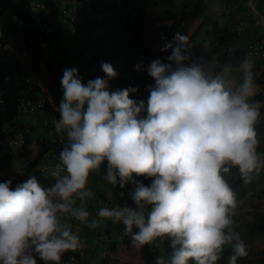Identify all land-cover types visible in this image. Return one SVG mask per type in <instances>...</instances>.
Returning <instances> with one entry per match:
<instances>
[{
    "label": "clouds",
    "instance_id": "1",
    "mask_svg": "<svg viewBox=\"0 0 264 264\" xmlns=\"http://www.w3.org/2000/svg\"><path fill=\"white\" fill-rule=\"evenodd\" d=\"M36 1L44 4L45 12L48 10V0ZM73 1L61 0L57 5L58 28L51 21L46 22L47 29L36 25L31 17L33 35L24 30L28 17L23 15L31 16L23 8L24 0L2 2L7 7L15 5V11L6 9L0 16V31L5 38L30 42L34 57L42 41L56 47V57L46 61V78L58 77L62 67L58 69L59 65L53 62L64 56L60 61L69 67L60 81L63 97L56 102L59 118L54 121L55 131L64 133L66 138L59 163L49 173L54 183L44 188L34 175L14 188L11 180L0 182V264H37V257L44 264H61L63 255L70 251L73 254L66 264L77 263L81 258L74 253L82 256L85 250L82 228L70 224L71 219L93 229L106 219L112 220L122 225L124 235L129 234L141 247L169 239L173 249L170 259L158 256L154 264H217L226 245L232 249L227 264H238L248 252L235 230L238 203L225 174L235 168L247 183L254 173L264 169V154L258 152L260 140L256 131L264 105V72L259 73L254 60L245 53L246 45L260 35L250 11L264 19L256 0H249V5L245 0H234L236 5L244 4L240 8L246 11L236 20L239 22L235 31L241 33L245 22L257 31L253 40L243 44L240 78L226 80L216 73L210 60L204 62L203 55L194 58L197 47L188 35L177 32L172 38L175 43H166L161 49H171L164 58L167 62L156 58L146 67L154 80V84L146 85V104L143 99L130 98V93L137 92L136 87L109 91V80L118 75L110 63L101 62L107 78L98 77L99 71L96 73L95 69H89L93 77L81 78L78 61L67 54V49L73 51L75 44L66 42L65 47H59L50 43L49 35L55 29L61 27L63 32H70L71 26L76 27L69 25L67 16ZM70 9L75 10V5ZM11 15L22 23L11 21ZM6 20L13 26L6 24ZM37 28L46 29L45 39L37 35ZM58 49L64 54L58 53ZM135 68L140 70L141 65ZM255 75L261 82L262 101L255 98ZM142 112H146L144 117L140 116ZM25 121L31 129V122L27 118ZM30 129L24 133H31ZM21 147L10 148L17 151ZM105 161L103 177L113 188L128 189L127 193L116 194L117 199L127 201V206L109 208L102 203L95 210L101 219L90 221L93 210L89 212L87 202L95 194L88 182L92 173L99 175ZM140 177L151 178V183L146 185ZM111 195L114 194L109 191V198ZM131 199L136 207H130ZM118 233L119 230L113 235L120 238ZM96 234L98 256L105 257L113 236L101 230Z\"/></svg>",
    "mask_w": 264,
    "mask_h": 264
},
{
    "label": "trees",
    "instance_id": "2",
    "mask_svg": "<svg viewBox=\"0 0 264 264\" xmlns=\"http://www.w3.org/2000/svg\"><path fill=\"white\" fill-rule=\"evenodd\" d=\"M2 2L3 0L0 2V16L5 14L6 9L15 11V5L7 7L2 4ZM262 2L263 0L258 2L259 7H261L260 4ZM72 5H75V10L77 12L70 9ZM215 6L223 10L228 8V14H223V12L217 10L215 11L213 8ZM70 7L67 10L68 21L71 23L69 25L74 24L77 27V31L75 33L72 31L62 32V35L61 33H56V35H59V40L55 42H53L52 33L49 35V38L51 37L52 39L50 43H55L62 47H65L64 45L66 42H68V44H75L73 51L67 49V54H70L68 56H71L74 60L79 58L76 63L78 72L95 69L99 71L98 77L107 78L106 74L102 71L101 62L110 63L118 75L113 78L109 91H114L118 88L136 87L137 92L130 93V98L134 100H141V93H147L149 95L146 85L154 84L149 82L150 76L146 71V67L149 63L156 58H160L162 61L167 62L164 58L171 53V49L161 51L163 46L169 42L174 44L175 42L172 38L177 32L182 35H187L191 23L199 17H209L207 20L209 26L212 30L216 31L217 36L214 42L208 48L204 49L197 58L203 55L204 62H206L212 55H215L216 73H223L228 66H239L244 58V51L242 48L234 47L233 49L232 47L242 34L228 30V23L233 24V20H231L229 16H232L234 8L232 6H227L224 0H219L218 4H212L210 0H184L181 6L174 10L166 8L163 0H75L71 3ZM162 7V13L152 18L153 22L161 24V28L156 33H153L155 37L161 35V41L159 44L147 47L142 42V20L148 10ZM49 9L50 8H48L46 12L38 14L40 19L43 20V23L51 21L55 13L58 17L57 9L56 11L52 10V12H50ZM219 15L222 16L219 17ZM23 16H25V18L28 17V19H26V26L30 28L33 24V19L28 14ZM5 22L13 26L9 20ZM45 31V28H37L36 33L38 36L45 39ZM198 31V27H196L192 33H189V37H194ZM51 62H53V59ZM7 64L8 63L0 67V93L3 95L12 94L11 91L1 90L6 79H13L15 77V67L13 65L8 66L9 64ZM137 64L141 65L140 70L135 68ZM48 65L47 62L46 66ZM62 94L63 93L57 92L54 94L56 102H60ZM145 115L146 112L140 114L141 117ZM28 116L29 115H25L23 118L21 116L20 118H13V120H11L13 116L9 111H0V170L10 162L12 157L11 154L16 153V151H12L8 144L9 138L12 137L14 133H9L8 130H10V128H13V130L23 128V125L27 123L25 118ZM42 117L43 114L35 116L39 121L38 124L40 127L33 126L30 129L31 132L32 130L41 129ZM43 129L48 130V128ZM256 130L264 134V119L258 122ZM24 135L26 143L30 141L32 143L34 141L31 139L29 132ZM38 156L39 154L32 158V160H29L23 167L21 173L11 180V187L14 188L17 184L26 181L33 175L44 188L54 183L53 177L43 175L44 172L37 170L36 164ZM139 179L146 185L151 183V178L140 177ZM228 183L232 187L235 196L240 197L244 194L248 182L245 183L244 179L239 175L238 177L229 179ZM250 204L256 208H263L264 196H255ZM133 205L136 207L135 203ZM257 220L260 222H253L248 226V232L251 234H254L258 229L264 232V216H258ZM111 225L117 226L119 230L118 234L120 235L119 239H121V241L117 237L110 238V242L107 246V253L104 257L105 260L113 261L116 264H131L130 258L117 254L118 246L122 248L125 253L131 251V247L134 244L133 241V244L131 243V236L129 234L124 235L125 231L122 225L117 223H112ZM133 231L135 232L137 229L134 228ZM96 232H92L95 239L97 238ZM128 237L130 238L128 239ZM97 240V243H99L98 238ZM157 241L159 242L158 246L156 243L143 247L140 246L138 250L140 264H154L158 256H163L165 259L166 256L170 258L173 251L171 241L169 239H164L163 241L158 239ZM263 252L264 250H262V253ZM72 254L73 252L71 251L66 252L62 257L61 264H66L69 256ZM74 255L76 258H82L77 252H75ZM88 255L92 254L89 253ZM86 259L89 262L92 260L91 256ZM37 264H44V262L37 258ZM238 264H264V257L247 256L239 259Z\"/></svg>",
    "mask_w": 264,
    "mask_h": 264
},
{
    "label": "built area",
    "instance_id": "3",
    "mask_svg": "<svg viewBox=\"0 0 264 264\" xmlns=\"http://www.w3.org/2000/svg\"><path fill=\"white\" fill-rule=\"evenodd\" d=\"M245 2L249 5V0H245ZM23 8L31 14L36 25L39 24L47 29L46 23H43V20L38 16L39 13L45 12L44 4L36 0H24ZM250 15L253 17L260 35L256 40L246 45L245 53L247 57L254 60L255 67L259 69L260 73V71L264 72V19L257 17L252 11H250ZM10 18L11 21L22 23V20L18 19L16 15H11ZM71 31L76 32V27L71 26ZM0 33L3 34L0 37L1 58L11 65L13 63L15 67V77L6 79L2 85L1 91H11L12 94L3 95L0 93V111H9L13 118H20L22 114H43L41 128H48V130L35 139L37 145L43 147L42 150L39 149L40 154L37 158L36 168L49 176L50 170L59 163V152L62 150L66 138L64 133L58 134L55 131L54 121L59 118V113L51 81L46 78L48 72L46 61L48 58L56 57L54 56L56 47L42 41L37 56L34 57L30 42L17 41L14 38L7 39L3 31ZM95 72L97 73L98 70ZM78 74L81 78L94 76L90 70L78 72ZM262 87L264 88V82ZM29 129L28 123L18 130L10 128L8 132L14 134L8 140L9 146L11 148L21 147L25 143L24 130L28 131ZM126 203L125 199L120 200L111 195V198L108 196L104 199L103 207L127 206Z\"/></svg>",
    "mask_w": 264,
    "mask_h": 264
},
{
    "label": "rangeland",
    "instance_id": "4",
    "mask_svg": "<svg viewBox=\"0 0 264 264\" xmlns=\"http://www.w3.org/2000/svg\"><path fill=\"white\" fill-rule=\"evenodd\" d=\"M164 1V5L166 8L168 9H177L178 7L181 6L182 2L184 0H163ZM190 1V0H188ZM162 8H153L148 10V12L145 14L143 20H142V25H143V34H142V42L144 45H146L147 47H152L155 44H159L161 41V35L158 37L153 36V33H156L160 28H161V24L155 23L152 21V18L155 17L157 14L162 13ZM220 12V11H219ZM218 12V14H219ZM246 12V11H245ZM212 16V15H210ZM213 17V16H212ZM209 17H203V18H198L197 20L193 21L190 25L189 28V33H192L196 27H198V33L194 36V37H189L190 41L197 47L194 49V58H197L204 49L208 48L216 39L217 33L216 31L212 30L209 26L208 20ZM218 19V18H217ZM220 21V19H219ZM239 21L235 22L234 24H230L228 23V30L229 31H235L238 30V26L237 23ZM242 25V24H241ZM57 26V25H56ZM244 28L240 31L242 36L240 37V40L238 41V39L235 41V43L232 45V47H236V48H242L243 44L241 45L240 41H242L244 44L248 43L249 41L253 40V37L256 36V29L252 26V24L250 22H245L244 23ZM58 28V26H57ZM58 33L62 35L63 30L58 29ZM57 30H55L54 32H56ZM53 32V33H54ZM152 33V35H151ZM189 33L187 34L189 36ZM246 35H249L248 39L246 37ZM255 39V38H254ZM205 45H207L205 47ZM61 54H64V52H61ZM63 58H66L65 56ZM62 58V59H63ZM61 59V60H62ZM79 58H76L75 60L78 61ZM211 61L213 63V65H216V61H215V55H212L209 59L206 60V62ZM59 66H61L62 70L59 71V74L61 73V77H55L52 76L50 77L48 75V78L50 79V81L53 84V88L54 85L59 83L61 81L62 78V74L64 72L65 69H68V64H66L65 62L60 61ZM238 67H230L228 66L223 73H217L222 75L226 80L227 79H231L232 81H236L238 78H240L241 73L238 71ZM54 70V69H53ZM149 82L150 83H154V80L150 77L149 78ZM255 79V83H256V99L262 101L261 98V86H260V81L258 80V76L255 75L254 77ZM112 80H109V85L112 84ZM55 89V88H54ZM141 98L145 101V104L147 102V98H148V94L147 93H141L140 94ZM264 119V105H262L261 107V117L260 120ZM259 120V121H260ZM26 131V130H24ZM257 131V130H256ZM32 133V132H31ZM30 133V135H31ZM263 133L261 132H257V136L258 139L260 140V145L258 147V152L259 153H264V138H263ZM43 148V147H42ZM40 145H37V142L35 141L34 144H31L30 142L25 143L24 146H22L20 149H18L16 151V153L13 154V156L11 157L10 162L3 167L0 170V182L6 181V180H13L14 178H16L22 171L23 167L27 164V162L29 160H32V158H34L41 149ZM240 175V173L238 172L237 169L233 168L231 169V171L227 174H225V179L227 181H229V179L231 178H235L238 177ZM257 195H261L264 196V169H260L257 173H254L252 175L251 180L247 183L246 187H245V192L242 196L240 197H236L237 203H238V207L236 210V215L234 217V222H235V230L237 232H239L241 239L243 240L244 244L246 245L247 248V252L248 255L250 257H258V256H263L264 257V252L262 253V250H264V232L260 231L259 229L256 230V232L254 234H251L250 232H248V226H250L253 222L259 223L260 221L257 220L258 216H264V207L263 208H256L253 207L250 203L253 200V198ZM130 197V196H129ZM134 202L131 199L130 202V207L133 208ZM71 222L73 223L74 226H76V228H81L82 225L80 222L76 221L75 219H71L69 220V223L71 224ZM101 232L103 233H107L110 232V235H112L114 238L115 236L113 235L114 231H107L106 228H102ZM119 239V237H117ZM129 238V237H128ZM121 241V239H119ZM131 241L132 238H131ZM156 245H159V242L156 241L155 242ZM102 245H104V243H102ZM83 248V246H82ZM140 246H137L135 243L132 245L131 247V251L129 253H125L123 251L122 248H120L118 246L117 249V254H119L120 256L126 257V258H130L131 259V264H140L139 262V258H138V250H139ZM81 252H83L85 249H78ZM231 246L230 245H226L223 251V257L220 261L217 262V264H227L228 261V257L231 254ZM89 252H86L82 255L81 259H86L87 257H90V255H88ZM38 258V257H37ZM170 258L166 256V261H168ZM80 260H78V264H80ZM107 261L105 260L103 255H99L97 257V259H94L93 263L94 264H103L106 263ZM75 263V264H77ZM106 264H116L113 261H108V263Z\"/></svg>",
    "mask_w": 264,
    "mask_h": 264
},
{
    "label": "crops",
    "instance_id": "5",
    "mask_svg": "<svg viewBox=\"0 0 264 264\" xmlns=\"http://www.w3.org/2000/svg\"><path fill=\"white\" fill-rule=\"evenodd\" d=\"M60 1L61 0H48L50 12H52V10L56 11V7L60 3ZM218 1L219 0H210V2L212 4H218ZM224 1H225V4L227 6H232L234 8V11H232L233 12L232 16L228 15L229 18L231 20H233L232 22L234 24L235 22H237L236 21L237 19L244 16L245 11L240 8V7H243L244 4L243 5L237 4L236 5V4H234V0H224ZM256 2H257L256 4H257V9L259 10V13L262 16H264V0L260 4L261 7L258 6V2H260V0H256ZM226 9H227L226 14H228L229 9L228 8H226ZM51 19H52L51 22H53L54 26H56L57 24H59V26H60L59 17H57L56 13H55L54 17ZM24 30L26 32H27V30H29L32 35L34 34L31 27L28 28L27 26H25ZM56 33H58V30L52 34L53 42L59 40V35H56ZM25 37H28V36L25 34ZM246 37L248 39H251V38H249V35H246ZM239 40H240V38L238 39V41ZM238 43H240L241 45L244 44L242 41H240ZM56 45H58V44H56ZM58 46L60 47V45H58ZM60 52H61V49H58V53H60ZM60 60L54 61L53 62L54 65H59ZM4 64H6V62H4L2 60L1 53H0V67L3 66ZM58 69H60V66H58ZM57 76L61 77V73L60 74L58 73ZM54 88H55V91L57 93H63L60 82L55 84ZM62 97H63V94H62ZM35 116L36 115H29L27 117V120H29L31 122L32 126L40 127L38 124L39 121L37 120V118H35ZM45 132H46L45 130H41V129L32 130L30 137H31V139L34 140L38 134H42V133L44 134ZM31 144H34V143L32 142ZM106 166H107V162L105 161L101 165L99 175H97L96 173H93L89 178L88 188H90L93 191V193L95 194L94 198L87 202L89 212L91 210H93L92 213L90 212V216H89L90 221L92 219H97V220L101 219L100 217H98L97 213H95V210L100 209L102 207L103 200H104V198L108 197L109 191L111 192V194H114L115 196H116V194L120 195L121 192H123V194L128 192V189L126 187L124 189H120L118 186L113 188L112 185L108 184V182L103 177L104 173L106 171ZM78 203H79V201H77V204ZM111 222H112V220L109 221V219H106L104 222H101L100 227L95 228V229L89 228L86 224L82 225V223H81V225H82V227H81L82 228L81 238H82L83 249H85L86 252H89L90 254L93 255V257H92V255H90L92 258L91 262H89L87 259H81L80 260L81 264H93L92 262L94 261V259H97V257H98L99 251H98V247H96L98 240H97V238L95 239L94 234L92 233L93 231L95 233L98 230H102V228H106L108 231L111 230V231H114V233L117 232V230H118L117 226L111 225L113 223V222L112 223ZM95 240H96V242H95Z\"/></svg>",
    "mask_w": 264,
    "mask_h": 264
}]
</instances>
